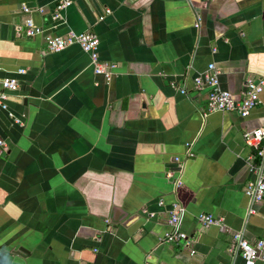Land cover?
Returning <instances> with one entry per match:
<instances>
[{
  "label": "crops",
  "instance_id": "0c3cea01",
  "mask_svg": "<svg viewBox=\"0 0 264 264\" xmlns=\"http://www.w3.org/2000/svg\"><path fill=\"white\" fill-rule=\"evenodd\" d=\"M56 2L0 0L1 74L19 79L7 105L21 122L0 107V264H243L231 233L264 239L243 139L264 127V89L246 117L203 116L209 87L194 78L213 63L236 98L264 80V0H71L54 19ZM28 16L41 33L25 35ZM69 31L97 34L99 58L116 65L109 81L77 44L46 50L45 35ZM174 201L188 237L162 244Z\"/></svg>",
  "mask_w": 264,
  "mask_h": 264
},
{
  "label": "built area",
  "instance_id": "2783aa9c",
  "mask_svg": "<svg viewBox=\"0 0 264 264\" xmlns=\"http://www.w3.org/2000/svg\"><path fill=\"white\" fill-rule=\"evenodd\" d=\"M70 4L71 0H57L53 8L52 17L54 19L58 18L61 10ZM23 11L25 13H30L31 8L24 5ZM109 13L110 9H106L104 15L99 16V20H102L104 16ZM198 25L197 20L196 26ZM21 29V26L16 27L17 32ZM24 31L26 36L31 37L41 33L42 29L35 25L30 16H28L24 22ZM44 41L48 52H60L72 44L79 45L80 48L89 55L93 72L97 75H101L105 81L110 80L116 65L114 62L103 61L99 58V38L96 33L92 31L81 33L69 31L64 35L47 34L44 37ZM2 71L0 67V107L7 110L9 117L13 118V121L21 124L19 119L15 118L13 113L8 110L7 105L9 93L15 92L19 88V79L12 75H2ZM25 71V69L19 68L15 73L24 74ZM194 84L197 88L209 87L203 116L214 111H235L240 116L246 117L249 115L250 111L261 102L260 94L264 89V80H248L240 98H236L233 93L219 86L217 71L213 63L208 65L206 71L198 74L194 78ZM180 91L185 92L184 89ZM243 139L245 144L252 150L251 154L247 157V162L249 170L253 173V177L246 182L244 193L249 201L248 212L253 213L255 211V206L261 202L264 196V127L245 130L243 132ZM6 145V142L0 139V157L5 154ZM185 156L186 159L193 156L190 144H187ZM174 161L182 163L180 162L181 158L178 156L174 157ZM182 170V165L178 164L177 170L173 171L176 172L175 175H173V172L170 173L173 190H176L182 184ZM160 203H162V201H160ZM184 212L185 208L180 202L174 201L172 203L167 219L170 229L161 235L159 239L160 243L178 244L187 239V234L181 230V220ZM198 220L203 227L215 225L222 231L226 230L223 217L221 216L201 214L198 216ZM227 250L231 258L235 259L237 256H241L243 264H255L256 260H264V239L250 241L245 237L243 230H235L231 233V239Z\"/></svg>",
  "mask_w": 264,
  "mask_h": 264
},
{
  "label": "water",
  "instance_id": "95a60500",
  "mask_svg": "<svg viewBox=\"0 0 264 264\" xmlns=\"http://www.w3.org/2000/svg\"><path fill=\"white\" fill-rule=\"evenodd\" d=\"M25 104V103H24ZM185 213V212H184ZM183 216H184V214H183ZM183 219V218H182ZM181 223H182V220H181ZM181 230H182V228H181ZM186 233V232H185ZM187 234V233H186ZM187 237H188V234H187Z\"/></svg>",
  "mask_w": 264,
  "mask_h": 264
}]
</instances>
